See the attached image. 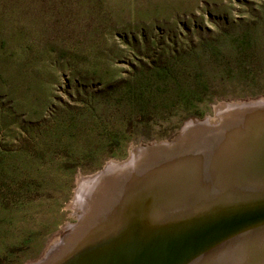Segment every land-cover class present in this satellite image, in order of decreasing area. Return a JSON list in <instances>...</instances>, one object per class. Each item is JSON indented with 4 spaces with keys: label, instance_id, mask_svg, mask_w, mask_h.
Masks as SVG:
<instances>
[{
    "label": "rangeland",
    "instance_id": "rangeland-1",
    "mask_svg": "<svg viewBox=\"0 0 264 264\" xmlns=\"http://www.w3.org/2000/svg\"><path fill=\"white\" fill-rule=\"evenodd\" d=\"M258 99L264 0H0V264L38 263L87 217L94 196L81 177L170 140L191 119L214 120L220 103ZM219 117L223 130L242 119ZM189 127L200 135L210 125ZM248 131L264 137L263 126ZM216 143L204 167L237 152ZM131 179L119 187L112 236L149 216L161 194ZM259 244L264 236L215 264H264Z\"/></svg>",
    "mask_w": 264,
    "mask_h": 264
},
{
    "label": "water",
    "instance_id": "water-1",
    "mask_svg": "<svg viewBox=\"0 0 264 264\" xmlns=\"http://www.w3.org/2000/svg\"><path fill=\"white\" fill-rule=\"evenodd\" d=\"M230 104L261 105L264 99ZM213 117L215 128L208 116L191 119L170 140L144 149L158 154L152 159L148 152V160L142 157L141 166H134L135 178H130L137 185L150 180L162 190L155 196L159 202L152 200L155 205L145 207L149 216L126 224L114 237L81 246L56 264H188L228 238L264 224V179L255 173L264 171V137H253L248 131L264 127V114L244 117L227 130L219 128L228 123L226 118L215 112ZM192 123L210 127L205 134L193 136ZM222 140L238 143L233 148L237 152L214 166L208 160L205 167L203 160L199 163ZM211 169L214 174L208 180L205 171Z\"/></svg>",
    "mask_w": 264,
    "mask_h": 264
},
{
    "label": "bare ground",
    "instance_id": "bare-ground-1",
    "mask_svg": "<svg viewBox=\"0 0 264 264\" xmlns=\"http://www.w3.org/2000/svg\"><path fill=\"white\" fill-rule=\"evenodd\" d=\"M261 105L263 106L264 104H261ZM261 105H258V104L232 105L230 103H220L214 107V112H215V116H220L223 113H230L234 115L240 114V117L243 119L244 117H247V116H255L258 113L257 112L259 110L258 107ZM208 118L210 122H212L213 124L215 123L216 121L215 119L212 120L211 117H208ZM193 124L197 125L196 123H193ZM190 131L193 132V136L199 135L198 133L194 132L195 129H191ZM203 134L205 133H202L200 135H203ZM147 147H150V145L146 147H135L133 150H131L130 158L127 161L125 160L124 161H109L102 171L92 176H85V177L80 178L81 187L86 186L88 183L91 184L92 186L91 193L94 196V202L92 204L93 209H91V211H88L89 212L88 214L86 213L87 214L86 218L84 217L83 219V217H80V223L78 225L68 226L65 229L67 231L66 236L63 235L65 236V239H63V241L60 240V242L62 241L61 243L58 241V243H56L50 249L46 257L44 256L45 257L44 259L40 260L38 263H35V264H54L55 262L61 261L64 257L69 256L74 250L80 248L81 245L82 246L86 245L87 247L93 244L100 243L103 240L109 239L111 237H114V235L112 236L113 231L115 230V228L117 229V226H118L117 225L118 222L116 221V219L118 216L117 212L119 211L118 209L120 206L119 187L123 183L125 184V181L128 177L135 178L136 173L133 172V170L135 169L134 166L136 167L141 166V163H143L142 162L143 160L141 159L142 157L146 158V159L144 158V160H148L147 159L148 156H146L148 152H149L148 154L152 156V159L155 157L156 154H158L156 153L157 151H148L146 153L144 149H146ZM126 183H128V181ZM78 197L79 195L75 196L72 206H75L77 204L76 202L78 200ZM120 209L122 210V208ZM263 236H264V224L256 226L255 228H249L245 231H242L228 238L227 240L221 242L220 244L212 247L211 249L207 250L206 252L202 253L201 255H199L192 261H190V263L194 261L192 264H206L208 262H210V264H215L220 257H222L223 255L226 256L230 254L229 250L232 247L234 248L240 247L241 244L243 245L244 242H248V240L251 238L256 239V238H261ZM262 245L264 246V244H261V246ZM241 260L242 259L235 258V261H233L234 263H230L231 261L229 260L230 262L226 264H241Z\"/></svg>",
    "mask_w": 264,
    "mask_h": 264
}]
</instances>
